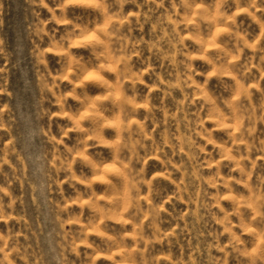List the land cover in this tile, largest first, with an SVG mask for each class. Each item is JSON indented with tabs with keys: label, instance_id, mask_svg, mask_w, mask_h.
Wrapping results in <instances>:
<instances>
[{
	"label": "clouds",
	"instance_id": "1",
	"mask_svg": "<svg viewBox=\"0 0 264 264\" xmlns=\"http://www.w3.org/2000/svg\"><path fill=\"white\" fill-rule=\"evenodd\" d=\"M31 3L26 110L0 37V264H264V0Z\"/></svg>",
	"mask_w": 264,
	"mask_h": 264
},
{
	"label": "rangeland",
	"instance_id": "2",
	"mask_svg": "<svg viewBox=\"0 0 264 264\" xmlns=\"http://www.w3.org/2000/svg\"><path fill=\"white\" fill-rule=\"evenodd\" d=\"M77 12L79 13L80 10H77ZM34 18V8L31 0H0V37L7 41L10 50L15 54L13 65H20L19 70L16 67L11 68L9 86L16 93L15 103L18 104V107L20 106L21 110H26L31 100V93L25 85L23 73L31 68L29 29ZM135 34L137 37L141 35L139 32ZM148 34V28L145 27L144 38L147 39ZM144 55L147 58L149 53L145 51ZM153 64L158 71H163L155 59H153ZM154 98L155 102L159 103V94H155ZM256 99L259 100L258 95ZM150 166L155 167V162H150ZM225 172H227V168H225ZM184 207V205H177V209H183ZM196 227L194 223H190L189 231L181 235V243L177 246L178 252L184 247L187 240H190L195 234Z\"/></svg>",
	"mask_w": 264,
	"mask_h": 264
}]
</instances>
